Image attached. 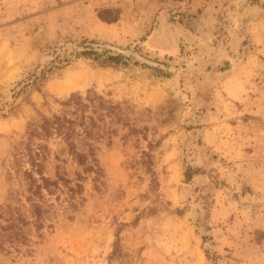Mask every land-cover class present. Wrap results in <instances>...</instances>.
<instances>
[{"label":"rangeland","instance_id":"374dc122","mask_svg":"<svg viewBox=\"0 0 264 264\" xmlns=\"http://www.w3.org/2000/svg\"><path fill=\"white\" fill-rule=\"evenodd\" d=\"M1 204L0 264H264V0H0Z\"/></svg>","mask_w":264,"mask_h":264},{"label":"trees","instance_id":"16d2710c","mask_svg":"<svg viewBox=\"0 0 264 264\" xmlns=\"http://www.w3.org/2000/svg\"><path fill=\"white\" fill-rule=\"evenodd\" d=\"M102 19L103 16L99 14ZM115 17L109 18L114 20ZM115 59L116 57H111ZM117 60V59H116ZM58 118V117H57ZM61 127H58L60 129ZM72 149V148H71ZM91 147L88 148V152H79L76 149H72V155L75 156L77 161L81 164L85 163L87 154L92 155ZM40 155V152H37ZM92 168V167H91ZM189 174H186L188 177ZM25 177L27 181L28 195L25 199L30 203V213L35 219L36 228H40L43 225V209L40 203L34 200L35 197L42 195V190H46L51 193V188L60 189L62 184L59 183L62 180L63 184L73 193L80 189V184L76 183L75 187L68 185L69 179L62 177L59 173H56L55 178H51L44 175H39L38 178L34 177L30 171H25ZM29 221L23 216L18 207H13L10 204L0 205V248H4L5 243H8L10 247L18 249V245L27 241L26 233L23 230V225L28 224Z\"/></svg>","mask_w":264,"mask_h":264}]
</instances>
